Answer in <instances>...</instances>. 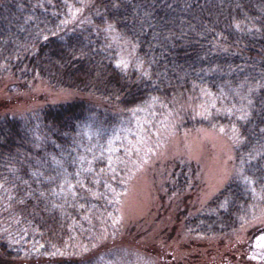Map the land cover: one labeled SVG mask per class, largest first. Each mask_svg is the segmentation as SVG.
<instances>
[{
    "label": "trees",
    "instance_id": "1",
    "mask_svg": "<svg viewBox=\"0 0 264 264\" xmlns=\"http://www.w3.org/2000/svg\"><path fill=\"white\" fill-rule=\"evenodd\" d=\"M88 1L89 19L79 25L71 18L74 7H83L77 0L0 2V77L80 96L20 117L0 115V264L100 258L117 209L109 156H91L87 166L78 150L94 117L114 124L144 113L175 122L179 133L235 130V172L214 197L193 207L200 167L175 160L160 201L185 232L202 238H229L264 212V0ZM109 28L137 48L135 66L118 65ZM205 93L227 111L199 116ZM254 230L251 240L262 232ZM41 245L44 255L20 263Z\"/></svg>",
    "mask_w": 264,
    "mask_h": 264
},
{
    "label": "rangeland",
    "instance_id": "2",
    "mask_svg": "<svg viewBox=\"0 0 264 264\" xmlns=\"http://www.w3.org/2000/svg\"><path fill=\"white\" fill-rule=\"evenodd\" d=\"M77 2L83 7H74L71 18L73 24L79 25L89 19L90 2ZM109 36L118 49V65L124 69L135 66L137 48L113 28H109ZM79 97L72 91L56 90L43 81L24 87L11 76L0 77V115L20 117L46 105L72 102ZM90 100L108 110L100 101ZM203 101L205 108L197 113L199 116L210 108L227 111L214 94L205 93ZM245 109L244 104L239 106L242 112ZM237 142L235 130L203 128L179 133L175 122L166 118L159 123L144 113L125 115L114 124L94 117L80 136L78 150L87 166L91 164V156H109L113 171L110 193L117 209L106 232L108 243L100 248V258L95 263L264 264V252L251 249L253 245L264 247V212L229 238H202L185 232L175 210L159 197L168 163L193 162L200 167L203 184L193 197L192 206L205 205L234 174ZM113 180L118 181L116 189ZM254 229L262 232L251 240L250 231ZM5 236L11 235L6 232ZM44 251L36 254L33 250L20 263L44 255Z\"/></svg>",
    "mask_w": 264,
    "mask_h": 264
},
{
    "label": "snow or ice",
    "instance_id": "3",
    "mask_svg": "<svg viewBox=\"0 0 264 264\" xmlns=\"http://www.w3.org/2000/svg\"><path fill=\"white\" fill-rule=\"evenodd\" d=\"M110 27H111V26H110ZM249 103H251V101H249ZM246 115H248V113L242 114V115L240 116V119H245ZM246 179H247V178H246Z\"/></svg>",
    "mask_w": 264,
    "mask_h": 264
},
{
    "label": "water",
    "instance_id": "4",
    "mask_svg": "<svg viewBox=\"0 0 264 264\" xmlns=\"http://www.w3.org/2000/svg\"><path fill=\"white\" fill-rule=\"evenodd\" d=\"M42 248H43V245L40 246V248L38 249V252H41Z\"/></svg>",
    "mask_w": 264,
    "mask_h": 264
}]
</instances>
